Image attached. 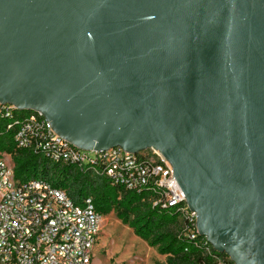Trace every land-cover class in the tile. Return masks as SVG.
Instances as JSON below:
<instances>
[{
	"label": "water",
	"instance_id": "95a60500",
	"mask_svg": "<svg viewBox=\"0 0 264 264\" xmlns=\"http://www.w3.org/2000/svg\"><path fill=\"white\" fill-rule=\"evenodd\" d=\"M0 103L157 150L198 234L264 264V0H0Z\"/></svg>",
	"mask_w": 264,
	"mask_h": 264
},
{
	"label": "built area",
	"instance_id": "2783aa9c",
	"mask_svg": "<svg viewBox=\"0 0 264 264\" xmlns=\"http://www.w3.org/2000/svg\"><path fill=\"white\" fill-rule=\"evenodd\" d=\"M15 112L21 111L0 103V116L16 119L14 140L19 148L32 149L51 161L92 164L112 185L125 190L151 187L157 194L152 204L173 208L183 232L192 239L200 236L196 213L189 209L171 164L157 150L130 153L118 146L99 152L81 150L56 134L40 112ZM102 218L91 198L75 203L44 179L16 184L10 156L0 153V264H91ZM204 245L213 262L228 264L227 255L228 261L215 254L206 239Z\"/></svg>",
	"mask_w": 264,
	"mask_h": 264
},
{
	"label": "trees",
	"instance_id": "16d2710c",
	"mask_svg": "<svg viewBox=\"0 0 264 264\" xmlns=\"http://www.w3.org/2000/svg\"><path fill=\"white\" fill-rule=\"evenodd\" d=\"M29 112L15 113L25 115ZM15 121V118L0 116V153L10 156L16 184L41 178L64 190L75 203L81 204L84 198H91L97 213L104 217L113 212L150 247L168 255V264H217L205 252L204 237L192 239L183 232L178 212L152 204L157 194L151 187L139 192L125 190L112 185L92 164L79 166L51 161L32 149L19 148L14 140ZM212 251L228 261L224 253ZM228 264L233 263L228 261Z\"/></svg>",
	"mask_w": 264,
	"mask_h": 264
},
{
	"label": "rangeland",
	"instance_id": "374dc122",
	"mask_svg": "<svg viewBox=\"0 0 264 264\" xmlns=\"http://www.w3.org/2000/svg\"><path fill=\"white\" fill-rule=\"evenodd\" d=\"M91 264H168V255L150 247L112 212L102 218Z\"/></svg>",
	"mask_w": 264,
	"mask_h": 264
}]
</instances>
